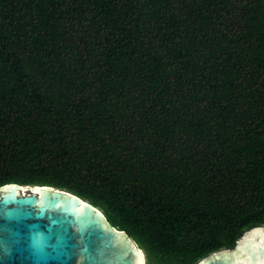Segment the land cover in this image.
<instances>
[{"label":"trees","instance_id":"16d2710c","mask_svg":"<svg viewBox=\"0 0 264 264\" xmlns=\"http://www.w3.org/2000/svg\"><path fill=\"white\" fill-rule=\"evenodd\" d=\"M103 211L147 264L264 226V0H0V186Z\"/></svg>","mask_w":264,"mask_h":264},{"label":"water","instance_id":"95a60500","mask_svg":"<svg viewBox=\"0 0 264 264\" xmlns=\"http://www.w3.org/2000/svg\"><path fill=\"white\" fill-rule=\"evenodd\" d=\"M0 264H147L145 251L102 210L52 186H0ZM198 264H264V226Z\"/></svg>","mask_w":264,"mask_h":264}]
</instances>
